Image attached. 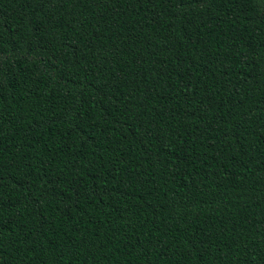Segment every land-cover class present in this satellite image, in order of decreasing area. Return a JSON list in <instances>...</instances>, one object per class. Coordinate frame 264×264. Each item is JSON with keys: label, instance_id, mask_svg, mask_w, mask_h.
I'll use <instances>...</instances> for the list:
<instances>
[{"label": "trees", "instance_id": "16d2710c", "mask_svg": "<svg viewBox=\"0 0 264 264\" xmlns=\"http://www.w3.org/2000/svg\"><path fill=\"white\" fill-rule=\"evenodd\" d=\"M0 264H264V0H0Z\"/></svg>", "mask_w": 264, "mask_h": 264}]
</instances>
